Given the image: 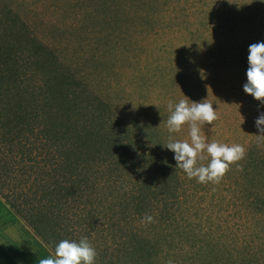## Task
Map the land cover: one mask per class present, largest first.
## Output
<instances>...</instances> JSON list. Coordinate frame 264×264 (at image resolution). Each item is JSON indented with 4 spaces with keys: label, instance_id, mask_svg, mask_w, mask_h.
Masks as SVG:
<instances>
[{
    "label": "trees",
    "instance_id": "trees-1",
    "mask_svg": "<svg viewBox=\"0 0 264 264\" xmlns=\"http://www.w3.org/2000/svg\"><path fill=\"white\" fill-rule=\"evenodd\" d=\"M51 54L0 42V196L52 253L86 237L94 264H264V159L242 167L234 223L224 210L201 221L172 133L102 113Z\"/></svg>",
    "mask_w": 264,
    "mask_h": 264
},
{
    "label": "rangeland",
    "instance_id": "rangeland-1",
    "mask_svg": "<svg viewBox=\"0 0 264 264\" xmlns=\"http://www.w3.org/2000/svg\"><path fill=\"white\" fill-rule=\"evenodd\" d=\"M8 40L52 53L44 60L76 75L102 113L168 130L170 102L174 110L185 97L207 99L218 119L202 126L206 143L240 144L246 155L219 183L192 179L196 210L201 221L224 210L231 223L244 209L235 182L248 160L264 159L255 127L264 105L243 92L248 48L264 42V0H0V42ZM171 136L189 140V126ZM204 155L199 165L210 162Z\"/></svg>",
    "mask_w": 264,
    "mask_h": 264
},
{
    "label": "clouds",
    "instance_id": "clouds-1",
    "mask_svg": "<svg viewBox=\"0 0 264 264\" xmlns=\"http://www.w3.org/2000/svg\"><path fill=\"white\" fill-rule=\"evenodd\" d=\"M248 68L243 92L264 105V42L251 44L247 56ZM239 106V105H238ZM170 116L167 119L169 133H179L182 127L189 126V140L180 141L169 136L166 148L174 153L176 167L183 170L188 179L195 178L198 183H219L229 171L230 165L237 164L246 155L243 145L206 143L202 134L203 125H212L218 119L216 109L207 99L200 102H190L188 98L181 99L174 106L168 104ZM259 138H264V112L255 120ZM210 157V162L204 166L198 160L205 159L204 153ZM153 217L145 214L141 223H151ZM97 253L86 237L79 242L64 239L55 246L52 255L42 256L38 264H94Z\"/></svg>",
    "mask_w": 264,
    "mask_h": 264
},
{
    "label": "crops",
    "instance_id": "crops-1",
    "mask_svg": "<svg viewBox=\"0 0 264 264\" xmlns=\"http://www.w3.org/2000/svg\"><path fill=\"white\" fill-rule=\"evenodd\" d=\"M52 252L0 196V264H38Z\"/></svg>",
    "mask_w": 264,
    "mask_h": 264
}]
</instances>
